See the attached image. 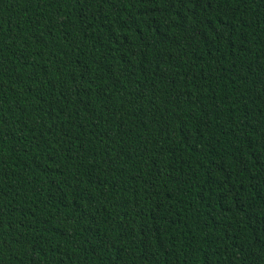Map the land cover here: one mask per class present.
Here are the masks:
<instances>
[{"label": "trees", "instance_id": "1", "mask_svg": "<svg viewBox=\"0 0 264 264\" xmlns=\"http://www.w3.org/2000/svg\"><path fill=\"white\" fill-rule=\"evenodd\" d=\"M0 264H264V0H0Z\"/></svg>", "mask_w": 264, "mask_h": 264}]
</instances>
